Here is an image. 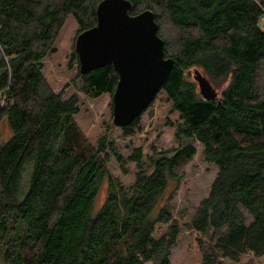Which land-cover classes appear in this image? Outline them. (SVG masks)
Listing matches in <instances>:
<instances>
[{
    "label": "trees",
    "instance_id": "1",
    "mask_svg": "<svg viewBox=\"0 0 264 264\" xmlns=\"http://www.w3.org/2000/svg\"><path fill=\"white\" fill-rule=\"evenodd\" d=\"M99 1L0 0V121L10 131L0 144V264H171L180 227L169 203L195 141L217 167L187 224L207 238L198 239L200 264L264 255V0H129L130 14L154 13L174 61L160 90L181 119L177 147L153 148L145 165L140 147L127 157L130 193L106 167L114 142L92 146L73 119L77 96L63 99L41 73L66 18L80 31L93 26ZM195 70L217 89L214 100L200 95ZM78 77L90 97L112 94L117 81L111 65ZM157 225L167 228L155 234Z\"/></svg>",
    "mask_w": 264,
    "mask_h": 264
},
{
    "label": "rangeland",
    "instance_id": "2",
    "mask_svg": "<svg viewBox=\"0 0 264 264\" xmlns=\"http://www.w3.org/2000/svg\"><path fill=\"white\" fill-rule=\"evenodd\" d=\"M79 31L76 21L69 15L54 41L53 50L48 51L41 61V73L52 91L60 93L63 99L77 96L78 112L73 119L92 146L96 147L102 136L114 142L116 156L123 158L126 172L121 170L117 157L110 152L106 167L109 174L117 178L125 191L130 193L135 181L136 165L133 161H128L127 157L134 148L140 147L142 162L145 165L153 148L167 150L177 147L175 129L181 119L167 100L164 91L160 90L152 104L141 114L134 135L125 136L122 129L112 123V94L104 92L98 97H90L80 91L82 82L78 77L76 60L72 58L75 52L74 39ZM9 135L8 125L4 120L0 121V144L4 143ZM194 146L196 153L183 167L184 176L169 203L172 216L180 227L177 242L169 256L171 264H200L202 250L198 239L207 240L205 236L202 237L187 227V224L197 209L199 200L208 194L217 167L203 159L202 147L198 141L194 142ZM105 194L104 180L98 187L96 209L104 201ZM166 228V225H157L154 233L160 234ZM240 264H264V255L256 257L252 253H246L240 257Z\"/></svg>",
    "mask_w": 264,
    "mask_h": 264
},
{
    "label": "water",
    "instance_id": "3",
    "mask_svg": "<svg viewBox=\"0 0 264 264\" xmlns=\"http://www.w3.org/2000/svg\"><path fill=\"white\" fill-rule=\"evenodd\" d=\"M129 0H100L96 23L77 33L74 50L80 73L111 65L117 81L111 95L112 123L130 124L159 92L173 66L164 55V40L157 34L154 13L144 9L130 14ZM202 98L214 100L216 89L197 70L193 73Z\"/></svg>",
    "mask_w": 264,
    "mask_h": 264
}]
</instances>
